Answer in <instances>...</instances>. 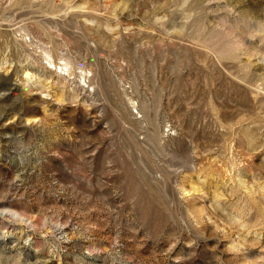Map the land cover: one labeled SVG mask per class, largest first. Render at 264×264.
<instances>
[{
    "label": "rangeland",
    "instance_id": "1",
    "mask_svg": "<svg viewBox=\"0 0 264 264\" xmlns=\"http://www.w3.org/2000/svg\"><path fill=\"white\" fill-rule=\"evenodd\" d=\"M0 264H264V0H0Z\"/></svg>",
    "mask_w": 264,
    "mask_h": 264
}]
</instances>
